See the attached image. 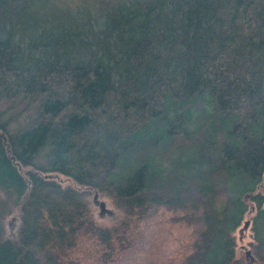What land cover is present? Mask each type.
<instances>
[{"label":"trees","instance_id":"16d2710c","mask_svg":"<svg viewBox=\"0 0 264 264\" xmlns=\"http://www.w3.org/2000/svg\"><path fill=\"white\" fill-rule=\"evenodd\" d=\"M90 188L125 216L96 222ZM263 201L264 0H0V264L110 252L160 206L198 212L174 264H264Z\"/></svg>","mask_w":264,"mask_h":264},{"label":"rangeland","instance_id":"374dc122","mask_svg":"<svg viewBox=\"0 0 264 264\" xmlns=\"http://www.w3.org/2000/svg\"><path fill=\"white\" fill-rule=\"evenodd\" d=\"M52 174L63 184L85 188L63 172ZM95 190H86V198L90 215L96 222L112 225L125 216L123 207L109 193L98 191L95 198ZM99 199L104 201L103 206ZM197 214L196 211L194 216H189L184 209L160 206L148 215L132 217L124 237L115 238V247L110 252L109 247L94 236L83 235L72 247L69 256L74 264H174L194 249V239L200 226ZM2 220L6 234L14 235L19 218L14 213H8ZM242 223L235 229L236 252L239 256L245 255V250L252 247L250 240L253 239L251 221L240 229Z\"/></svg>","mask_w":264,"mask_h":264},{"label":"water","instance_id":"95a60500","mask_svg":"<svg viewBox=\"0 0 264 264\" xmlns=\"http://www.w3.org/2000/svg\"><path fill=\"white\" fill-rule=\"evenodd\" d=\"M97 194H98V191L95 190V193H94L95 198H97ZM99 203H100L101 206L104 205V201H103L102 199H99ZM249 222H250V217H246V218H244L243 223H242V225L240 226V229H243L244 227H246V226L248 225ZM251 250H252V247H251V248H247V249L245 250V253H246L247 256L250 255V254H252V253H251ZM251 257H253V254L251 255Z\"/></svg>","mask_w":264,"mask_h":264}]
</instances>
